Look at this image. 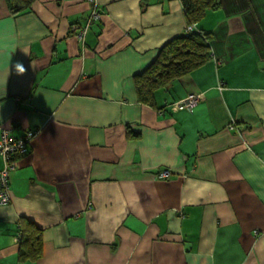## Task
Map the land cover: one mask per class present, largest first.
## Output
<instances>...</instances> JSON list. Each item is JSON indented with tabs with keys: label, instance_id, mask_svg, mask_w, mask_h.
Listing matches in <instances>:
<instances>
[{
	"label": "crops",
	"instance_id": "obj_1",
	"mask_svg": "<svg viewBox=\"0 0 264 264\" xmlns=\"http://www.w3.org/2000/svg\"><path fill=\"white\" fill-rule=\"evenodd\" d=\"M31 1L0 0V128L37 131L0 204V264H264V0L208 11L211 58L155 105L134 75L185 32L180 0H98L92 23L87 0ZM27 225L42 253L22 262Z\"/></svg>",
	"mask_w": 264,
	"mask_h": 264
},
{
	"label": "trees",
	"instance_id": "obj_2",
	"mask_svg": "<svg viewBox=\"0 0 264 264\" xmlns=\"http://www.w3.org/2000/svg\"><path fill=\"white\" fill-rule=\"evenodd\" d=\"M11 1L13 9L28 7L32 3L31 0ZM180 1L187 20L185 32L166 42L160 48L157 57L141 72L134 75L137 99L140 103L155 105V93L158 89L169 87L177 79L206 63L212 56L211 32L199 29L196 25L208 11L220 9L221 1ZM188 26H192V29L189 30ZM18 232L21 235L20 260L23 262L27 259H38L42 253L41 230L27 225L20 227Z\"/></svg>",
	"mask_w": 264,
	"mask_h": 264
},
{
	"label": "built area",
	"instance_id": "obj_3",
	"mask_svg": "<svg viewBox=\"0 0 264 264\" xmlns=\"http://www.w3.org/2000/svg\"><path fill=\"white\" fill-rule=\"evenodd\" d=\"M92 6V12L90 14L88 23H92L100 17V8L98 0H87ZM189 30L192 26L187 27ZM85 30H82L79 34L80 38H83ZM222 84V83H221ZM204 99L203 92L190 93L185 98H182L172 104L174 110H192L193 107ZM37 131L29 129L24 136L15 137L12 135L10 129L0 128V157L2 158L4 165L0 169V204H7L11 201L10 194V173L18 167L17 158L29 152L30 145ZM169 170H161L158 172V178H167L170 176ZM21 239L20 233L16 236V241Z\"/></svg>",
	"mask_w": 264,
	"mask_h": 264
}]
</instances>
